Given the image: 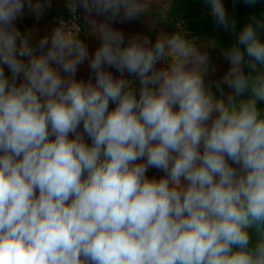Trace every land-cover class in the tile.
Here are the masks:
<instances>
[{
    "label": "clouds",
    "instance_id": "obj_1",
    "mask_svg": "<svg viewBox=\"0 0 264 264\" xmlns=\"http://www.w3.org/2000/svg\"><path fill=\"white\" fill-rule=\"evenodd\" d=\"M205 2L234 40L219 82L183 21L154 42L111 24L171 0H68L38 43L16 22L51 0H0V264H264V13Z\"/></svg>",
    "mask_w": 264,
    "mask_h": 264
},
{
    "label": "crops",
    "instance_id": "obj_2",
    "mask_svg": "<svg viewBox=\"0 0 264 264\" xmlns=\"http://www.w3.org/2000/svg\"><path fill=\"white\" fill-rule=\"evenodd\" d=\"M68 0H51V6L45 7L42 14L40 15L39 19L36 18L35 13L30 11L27 6L25 7L24 15L22 18L18 19L16 22V27L22 32H29L33 38L34 43H38L39 39L51 32L52 28L50 26L51 18L54 15L62 16L65 12V8L67 6ZM83 23V35L80 37L87 45L89 49V57L95 52L96 48L100 46L101 41L97 36L91 34L90 26L87 24L85 19V13L83 12L82 8H78ZM162 10V9H161ZM157 14L156 13L152 18L141 15L138 19L125 21L122 19L123 13L114 20L111 21L112 26L122 31L125 34V40L130 36L134 35H144L148 34L151 36L153 42L157 35L161 32L170 33L169 30H166L165 26L157 24ZM99 20L105 19L104 17H99ZM202 51H207L210 55L211 59V66L209 69V73L206 77L208 82H219L222 80L223 76L228 71L230 64L227 60L224 59L222 55V51L216 47H212L211 45L208 46L203 42L199 44ZM163 64H158L157 67H162ZM108 71H112L114 76H119V73L115 71V69L108 68ZM6 75L10 76V72L7 68H5ZM125 77L128 79H134L130 77L127 72H125ZM77 79H83L85 81L90 79V70L88 68V61L85 60L84 63L79 66L77 72ZM94 82V80H93ZM136 87H139L138 81L136 82ZM231 90L226 91L224 89V95H228ZM114 107V105H110V108ZM82 129V126H81ZM86 141L88 142L87 137H85ZM147 175L149 178H161L163 173L157 169L149 168Z\"/></svg>",
    "mask_w": 264,
    "mask_h": 264
},
{
    "label": "rangeland",
    "instance_id": "obj_3",
    "mask_svg": "<svg viewBox=\"0 0 264 264\" xmlns=\"http://www.w3.org/2000/svg\"><path fill=\"white\" fill-rule=\"evenodd\" d=\"M242 2L243 0H238V3ZM224 3L230 11L233 9V0H224ZM257 6L262 7L264 12V0L258 3ZM167 18L166 23L161 21L158 13L156 19L158 26L162 24L171 33L175 30L176 22L183 21L184 27L190 31L198 44L203 42L222 51L227 50L234 43L230 33H224L222 30L218 31L214 27L213 18L210 15V7L206 4L205 0H171V7L167 12ZM237 21L238 24H243L246 22V19L244 16H239ZM261 39H264V37ZM245 71H247V68ZM224 89L229 91L227 86H224ZM258 106L264 109V102H259ZM252 242L253 244L255 243V238H253Z\"/></svg>",
    "mask_w": 264,
    "mask_h": 264
},
{
    "label": "trees",
    "instance_id": "obj_4",
    "mask_svg": "<svg viewBox=\"0 0 264 264\" xmlns=\"http://www.w3.org/2000/svg\"><path fill=\"white\" fill-rule=\"evenodd\" d=\"M255 12L258 16L263 12V8L262 7H258L257 5L252 8L249 6H246L243 2L242 3H238L235 7V14H236V18H238L239 16H244L245 19L247 20L248 17ZM260 37L263 38L264 37V30H261L259 33Z\"/></svg>",
    "mask_w": 264,
    "mask_h": 264
},
{
    "label": "built area",
    "instance_id": "obj_5",
    "mask_svg": "<svg viewBox=\"0 0 264 264\" xmlns=\"http://www.w3.org/2000/svg\"><path fill=\"white\" fill-rule=\"evenodd\" d=\"M61 17L64 18L66 21L69 19L70 13L68 12L67 6H66L65 12H64V14L62 16H60V15H54L51 18V23H50L51 28H53V27H55L57 25L58 19L61 18ZM78 17H79V19L77 20V23L81 26V29H82L81 36H82L83 35V23H82V17H81V13H80L79 9H78ZM88 143L90 144L91 141L88 140Z\"/></svg>",
    "mask_w": 264,
    "mask_h": 264
}]
</instances>
